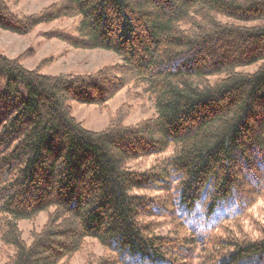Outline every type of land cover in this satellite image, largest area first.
Returning <instances> with one entry per match:
<instances>
[{"label": "trees", "instance_id": "16d2710c", "mask_svg": "<svg viewBox=\"0 0 264 264\" xmlns=\"http://www.w3.org/2000/svg\"><path fill=\"white\" fill-rule=\"evenodd\" d=\"M7 1L1 30L26 35L77 19L72 32L50 34L122 61L92 75L47 76L0 55L8 264H67L87 240L111 255L90 264H264V238L224 234L264 190V0H63L21 18ZM129 86L149 97L154 117L123 126L121 112L92 132L71 115L70 102L103 106ZM167 150L146 171L128 166ZM172 188L161 202L168 209L145 198ZM41 213L47 221L27 244L18 222ZM162 213L177 223L172 236L145 222Z\"/></svg>", "mask_w": 264, "mask_h": 264}, {"label": "rangeland", "instance_id": "374dc122", "mask_svg": "<svg viewBox=\"0 0 264 264\" xmlns=\"http://www.w3.org/2000/svg\"><path fill=\"white\" fill-rule=\"evenodd\" d=\"M63 0H8L9 11L15 16L27 17L37 15L51 5H57ZM77 19L62 18L45 24H40L26 35H17L0 29V55L17 60L26 70H36L47 76H87L95 74L105 68L122 64L120 58L113 52L105 50H84L72 47L66 41L54 37L51 31L72 32ZM257 65L241 71L253 72ZM213 81V79H212ZM71 115L81 126L92 132L103 131L110 126L117 113L123 112L120 124L134 126L143 120L151 119L156 115L152 101L141 89L132 86L125 87L116 93L111 100L103 106L83 105L76 102L69 103ZM171 150L163 154L139 158L128 164L133 170L142 172L158 165L167 159ZM173 191H147L145 198L157 202L164 209H168L164 202L167 194ZM174 217L168 214H158L156 217H147L145 222L151 224L156 234L172 236L177 230ZM47 221V214L41 213L31 221H19L18 228L22 239L29 244L30 234L39 231ZM229 236L237 238L261 239L264 238V190L257 192L254 199L247 206L244 214L237 222L226 227ZM185 235H188L184 232ZM219 235V233H218ZM189 236V235H188ZM83 253L74 255L67 264H90L93 261L110 258V253L94 240L86 241ZM198 245L196 251L201 250ZM13 255L11 249L2 248L0 241V264H8Z\"/></svg>", "mask_w": 264, "mask_h": 264}]
</instances>
